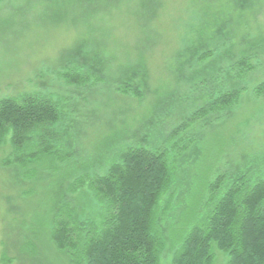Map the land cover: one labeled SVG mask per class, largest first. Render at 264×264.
<instances>
[{
    "label": "trees",
    "instance_id": "16d2710c",
    "mask_svg": "<svg viewBox=\"0 0 264 264\" xmlns=\"http://www.w3.org/2000/svg\"><path fill=\"white\" fill-rule=\"evenodd\" d=\"M182 1L186 24L175 56L178 73L189 72L181 74L184 78L176 76L174 85L169 81L170 93L159 95L154 108L164 105L166 114L175 108L182 117L174 127L177 132L153 147L108 146L100 173L87 168L67 171L53 195L46 239L68 264H159L165 244L156 214L163 196L171 193L174 173L168 157L182 143L178 136L189 124L187 106L193 100L194 115L204 116L217 108L234 109L247 94L264 97V26L259 19L264 0ZM135 2L132 14L138 16L136 25L143 36L133 49L115 48L121 59L112 71L115 77L110 72L109 76L115 92L141 102L151 90L148 54L153 33L157 36L153 23L166 1ZM93 58L99 71L105 68L107 57ZM94 65L84 70L71 63L56 77L76 88L92 87L104 82ZM152 93L159 94L158 89ZM197 98H204V103L197 106ZM79 102L80 98L38 90L0 98V146L9 145L1 166L24 169L50 161L43 177L50 179L67 168L78 152L73 145L76 133L70 129L86 121ZM154 118L160 119L158 113ZM42 173L25 170L21 178L35 182ZM204 206L202 217L171 250L168 264H212V244L224 254L226 264H264V169L216 174L207 185ZM161 210L164 214L167 208ZM6 261L10 264L12 258Z\"/></svg>",
    "mask_w": 264,
    "mask_h": 264
},
{
    "label": "rangeland",
    "instance_id": "374dc122",
    "mask_svg": "<svg viewBox=\"0 0 264 264\" xmlns=\"http://www.w3.org/2000/svg\"><path fill=\"white\" fill-rule=\"evenodd\" d=\"M135 1L0 0V98L37 90L80 98L78 109L86 120L75 131L70 129L71 134L76 133L73 145L78 152L67 168L55 171L52 179L43 178L50 161L24 169L0 164V264L2 259L7 264L9 258L10 264H68L46 239L53 195L61 188L67 171L87 168L100 173L108 146L147 143L153 147L177 132L174 127L182 117L175 108L168 114L164 105L154 108L159 95L170 93L176 76L184 78L181 74L189 72L178 73L175 56L186 24L184 1L165 0L153 23L157 36L153 33L154 44L148 54L151 90L144 99L139 102L120 95L111 84L109 72L114 78L120 62L115 48L133 49L143 36L136 25L138 16L132 14ZM263 18L262 13V26ZM94 56L100 61L108 58L105 68L98 70L100 64L94 65ZM71 63L84 70L94 65L104 82L85 88L65 84L56 72ZM169 81L173 85L169 86ZM155 89L159 94L152 93ZM241 101L232 110L217 108L204 116L194 115L193 100L187 106L184 113L189 124L178 136L182 143L168 157L174 173L171 193L163 196L156 214L165 244L159 264L169 263L171 250L187 228L202 217L212 177L264 169V97L247 94ZM195 102L200 106L204 98ZM157 113L159 120L154 118ZM8 151L9 145L0 146V161ZM32 169L43 172L41 179L32 182L21 178V172L30 174ZM164 208L167 211L163 214ZM212 250V264H226V257L214 244Z\"/></svg>",
    "mask_w": 264,
    "mask_h": 264
}]
</instances>
